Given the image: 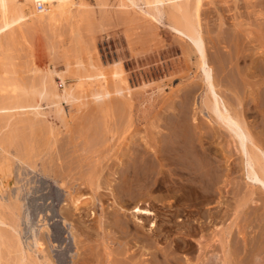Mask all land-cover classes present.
I'll return each instance as SVG.
<instances>
[{"label":"rangeland","instance_id":"374dc122","mask_svg":"<svg viewBox=\"0 0 264 264\" xmlns=\"http://www.w3.org/2000/svg\"><path fill=\"white\" fill-rule=\"evenodd\" d=\"M240 1V7L238 9L235 8L234 2L232 3V1L231 3L225 4L220 2V8L216 9L215 7V10L210 5L204 7L205 12L210 14L209 18L205 15V25L215 21L219 23L221 16L222 21H226L223 28L227 27V29L224 30L226 33L223 34V36L225 35L223 37L224 43H221L219 49H213L211 50L212 52H209V59L212 61V63L210 61L211 66L213 69L215 68V78L217 76L216 80H219V91L221 93L225 91L222 95H225L224 97L230 101L233 107L235 106L234 108H236L237 111L243 113L251 125L250 130L253 136L255 135V137H258L259 134V137L262 139L260 144H262L261 146L264 148V135L262 136L260 135L262 133H256L264 128V3L261 4L262 6L259 4L254 8L252 6H247L245 0ZM206 2L208 1L206 0ZM113 6L106 10L96 8L94 12L95 15L94 13L91 15V18L93 17L94 20H91V18H89L90 20L88 19V23L90 21L89 25L84 21L73 26L72 23L61 20L63 22L61 23V21H59V25L56 24L53 26L47 23L43 24L44 27H41L42 25L38 26L40 29L36 27L37 30L35 31L30 29L32 33L28 32L27 29V37L26 35L23 37L17 34V38L15 37L10 43L8 51H6L8 55L3 54L0 60V219L2 217L4 220L7 219V223H10L9 227L8 225L5 227V225L0 224V229H2L5 234V236L2 235V238L0 237L2 241L0 242V248H2V250L0 249V264H21V254H19V259L16 258L19 251L16 252V250H14L21 246V248L25 247L23 250L24 254L26 253L24 264H108L109 261L113 259V254H116L115 252L113 253V250L116 252L121 250L123 252V250L128 247L127 250H132L135 247L132 235L128 233L126 235L124 229V231L119 228L115 229L111 225L109 227V225L106 224L109 222L108 220L110 218L108 217L110 214L112 215L115 211L114 207L118 206L116 205L117 203L114 202L115 199L113 196L109 197V195H104V193L108 191L105 190L106 178L108 180L110 178L112 184L120 181V175L117 176L116 174L115 177L114 175H110L111 170L106 169V163H108L106 160H108L110 154H114L115 152L119 153L125 149L127 146L126 142L128 143L131 137L149 138L153 135L165 134V132L167 134L176 126V124L173 126V121L177 119L174 118V116L170 117V115L171 113H173L172 115H176L179 113V110L181 112V109H178L181 108L179 106H182L184 110L190 107L189 112H191L190 115L192 114L190 117L188 116V119H191L189 121L190 124L192 122L195 124L199 121L200 123L209 122L210 115L208 110L204 107L203 102L205 98V89L203 85L205 84L198 67L197 56L195 54L190 55L186 50H183L185 49L184 42L171 33L170 28L165 24L167 22H163V18L159 19L162 20L158 21L160 22L159 26V23L147 16L139 7L126 8L128 10V12H126V9L119 10L117 9V5ZM142 6L145 7V4ZM18 9H16L15 15L19 17L21 22L25 20L22 23L26 21L30 23L33 22L31 19L33 20L34 14H32L33 16L30 15V11L32 10L30 7H24L21 8V10ZM43 9L47 10V7ZM163 17L165 21H167V18L165 16ZM82 23L84 26H81ZM234 24L237 25L231 27L234 26ZM223 28L221 30H223ZM232 28L236 29V32L241 30L238 32L240 35L239 38L238 33ZM30 33L31 35H29ZM241 36L243 41H241ZM243 36H245L244 38L247 40H245ZM235 37H237V39H235ZM227 38L229 39L227 40ZM233 38L235 39V43L240 44V46H242L241 42L244 43L245 40V43L247 42V47L245 45L246 50L254 46L251 48L252 50H247L248 53L250 52L249 54L253 52V55L251 54L252 58L248 57L249 59L239 62L237 66L231 62V56L233 55L232 51L234 50H232L230 46L234 48ZM238 39L241 40L238 42ZM228 41L232 44L229 43L228 45ZM259 63L263 66H260ZM223 65H227L226 67L228 70L226 69V74L220 69ZM244 67H247L246 70H244ZM242 69L243 71H241ZM61 73L65 80L61 79ZM222 73L224 74L223 76ZM52 76L54 78L53 80H55L53 81V85L55 84L54 86L52 85ZM227 79L230 82H228ZM50 81L51 83H49ZM45 83L49 84L46 87L48 91H52L54 87V90L57 88L59 93H63L68 85L72 87V91L77 99L71 103L63 102V112L59 113L56 104L53 103L55 101L54 97L40 98L39 91L41 88L42 91H44L46 86ZM38 85L42 87L40 88ZM106 94H109V96H106ZM191 95H193V97ZM183 96L187 97L184 99ZM190 97L192 98L190 99ZM189 99L193 103L189 102ZM184 100H186L188 104L191 103V105L184 107ZM36 104H40L43 109L41 108L42 111L40 110V115L36 116L35 125L30 128L29 122L33 119L32 114L36 112H32V106L35 108L37 106ZM170 106H173V108ZM175 107H178V110ZM22 110H26L27 112H22ZM43 111L46 113L44 112L45 114H42ZM168 113H170V115ZM177 115L175 117H178ZM168 116L171 120L168 119ZM39 120H41L42 123ZM169 121L172 123V128L169 126L171 125ZM256 126H258V128ZM164 127L167 128L165 129ZM223 130L225 131V129ZM225 132L228 131L226 130ZM225 132L215 138V144L217 142L216 146L221 151V157L224 153V157L221 158L219 156L218 159V163L222 165V171H226L224 168L225 166L229 169L233 168L229 177L225 176V178L229 179V185L227 187L224 184L222 185V187L225 188V192L222 194V202L224 204L222 203L220 208L218 207V209H222L221 212L224 213L222 215L227 216H223L221 220L219 219L220 221L218 220V222L215 223L216 227L212 225L211 229L214 230L218 228L219 232H223L232 227L234 239L238 237L243 241L246 235L249 239L254 234L256 228L253 224H258V219L261 214L256 215V217L253 213L257 214L258 211L256 213V210L259 209H261L259 213L264 211V200L262 199L263 194L260 190L256 187L253 188V186L251 188V185L243 178L244 176L241 177L244 175V170L242 169V164L239 163L242 162L241 156L239 157L240 153L237 152L236 143L229 132L227 134L231 139L225 136L227 135ZM73 135L76 137L75 143L77 146L75 144L73 146V143L68 144L69 142L67 139L69 140ZM84 135L86 137L88 136L87 138L91 141L92 139L97 141H90L94 145H87L86 141L85 143L82 141L83 138L87 140ZM107 136H111L113 142H106ZM11 138H13V140H10ZM50 139H58L59 141L57 144L52 145L48 143L51 141ZM100 139L101 142L99 143ZM84 144H86V146ZM17 145L20 146L18 147ZM52 152L55 157L66 156L64 159H66L67 162L69 159L73 158L71 159V165L73 167L76 166L73 172L76 178H79L78 181L75 180L73 183L75 187H80L79 190L81 194L83 193L91 197L90 199L92 200L90 205H87V208L83 206L82 208L84 209L76 212L74 210V216H70L67 221L69 222L68 229L62 226L61 221L63 220V214H61L60 211L66 207L72 208L73 205L68 200H64V194H66L65 190H60L57 197L50 196L48 192L49 188H47V183L50 178L45 177L40 171L33 170L28 176L27 174H21L22 176L25 175V177L20 176V178L23 179L20 183H14L12 173L10 171L7 172L9 166L12 168L17 167L19 157L23 158V161L29 163H34L36 160L39 164H42V162L48 160ZM71 161L69 160V162ZM233 163L234 165L236 164V166H234ZM102 168L105 170L103 171ZM101 169L103 178L100 179L105 181H103L104 183L101 182L105 184L102 185V187L104 186L105 188L103 187L101 189V191H104V196L102 195L103 199L98 196V193L95 196V191L87 183L85 178L87 176L88 178L90 176L95 177L97 173H101ZM1 172L5 174H1ZM79 175H82L81 178ZM75 176L73 174L74 178ZM111 179H113V181ZM49 181L59 190L56 185L57 183L54 184L51 179ZM238 187H242V189L240 188V190H237ZM253 190H255L253 198H256V204L258 203L260 207L251 200L249 203L250 206L248 205L249 207L240 208V202L248 198ZM18 191H20V193ZM247 193H249V195ZM164 194L162 191L155 192L154 195L161 199H159L160 201L157 199L154 200L155 204L153 202V209H155L156 211H154L157 214L159 213L160 216L162 215L168 218L169 215L173 214L175 211L176 206L174 205L171 207V205L176 204V199H174V201L172 197L164 196L166 200L162 197ZM112 198L114 201H112ZM16 201L18 204H16ZM111 202H114L116 206ZM253 204L256 205V207L254 206L255 212L252 209ZM209 206L211 207L213 205H208V209ZM169 207L171 208L169 209ZM257 207H259V209H257ZM17 208H19V210ZM235 208H240V211L238 210V212ZM110 209H114L113 213H109L111 211ZM93 210L96 211L97 215H90V212ZM17 211H20V213ZM106 213H108V217H106ZM227 213H229V215ZM8 218L12 219L9 220ZM106 218L107 222L105 221ZM249 218H251V220ZM15 219L17 222L19 221L18 225L15 223ZM251 221L253 224H251ZM246 222L247 224L249 222L247 227ZM45 223L46 225H50L51 230L48 231L45 228ZM79 223H82V225ZM84 224L86 225L84 226ZM103 224L107 226L104 227ZM233 224L235 225L233 226ZM12 226H19L17 235L19 237L21 236V238L18 237V239L22 240V242L16 240V231L15 237ZM85 227L86 229H91L87 231ZM225 227L228 228L224 229ZM242 227L245 229L248 228L246 230L247 233H245ZM112 228L113 230H111ZM108 229H110L109 232ZM111 231H113V233L115 232L113 235L115 237L109 235L113 234ZM75 236L77 240L74 239ZM10 237L12 239L11 241H14V244L12 243L13 245L8 240ZM33 237L35 238L33 239ZM35 239H44L41 241L45 242L46 248L42 247L40 249ZM15 240L18 242H15ZM112 241H114V243ZM128 242L131 243V245ZM16 243L19 246L16 245ZM167 244L168 239L163 238L159 241L158 247L166 248ZM6 245H8V247L11 245L10 249ZM136 248H138V251L139 249H144V247ZM183 248L185 249L183 250ZM183 248L179 254L177 253L178 256L186 260L191 256L192 258L194 257V253L196 252L191 253L188 251L187 248L189 247ZM6 249L7 251L5 253ZM13 251H15V253ZM111 251L112 256H110ZM8 252L11 253L9 254ZM2 255L5 257L3 258ZM145 258H148V255H145ZM1 260L5 263L1 262ZM149 260L150 259H146V261Z\"/></svg>","mask_w":264,"mask_h":264},{"label":"bare ground","instance_id":"6f19581e","mask_svg":"<svg viewBox=\"0 0 264 264\" xmlns=\"http://www.w3.org/2000/svg\"><path fill=\"white\" fill-rule=\"evenodd\" d=\"M207 1L208 2H206V0H0V60L3 56V54L8 55V53L6 51H8V47H9L10 43L15 39L17 34L24 37L27 34V32H26L27 29H28V32L32 33V30H34V31L37 30L36 27H38V26L42 25L41 27H44L43 24H47V23L49 25H53V26L56 24L59 25L58 22L61 20H63L64 22L66 20L69 23H72L73 26L77 23H81L84 21L87 22V24L89 25L90 21L88 23V19L91 18V15H93L92 13L95 12L96 8H99L101 10H106L113 5H117V7H118L117 9H119V10H122V9L125 10L126 8H129V7H139L142 11H144V13L147 16H149L155 22L159 23L158 24L159 26H160V22H158V21H162L159 19L163 18V20H164L163 22H167L165 24L168 25V27L171 30V33H173L175 36H177V38H179L180 40H182L184 42V44H185L184 48L185 49H183V50L184 51L186 50V52H188L190 55L195 54L197 56V57L196 56L195 57L197 58L198 67L201 71L202 79H203L204 84H205V85H203V87L205 89V94H204L205 98H204L203 102H204V107L208 110L209 115H210L209 116L210 117L209 122L200 123V121H199L195 124H193V122L190 124L189 121L191 119L190 120L188 119V116L190 117L192 115V114L190 115L191 112H189L190 107H188V109L185 108V110H184V109H182V106H179L181 108H178V107L177 108L181 109V112L179 110V113H177L178 115L176 114L178 117H175L176 115H172L173 113H171V115H170V113H168L170 115V117L174 116V118H176L177 120L173 121L174 122L173 126H174V124H176V126L172 130H170L167 134H166V132H165V134L163 133L162 135H155L154 136L152 134L153 136H151L149 138L131 137L130 140H128V143L126 142L127 146L125 149H123L119 153L115 152L114 154H110L109 158L106 156L108 158V160H106L108 162V163H106V169L111 170L110 171L111 176L114 175V177H115L116 174H117V176L120 175V181L112 184L110 182V178H109V180L106 178V180H107L105 183L106 185L102 184L101 182L104 181V180L103 181L101 180L103 178L101 175L103 168L101 169V173H97L95 175V177H92V176H90L89 178H88V176L85 177L87 180V183L95 191V196L97 195V193H98V196L100 198L102 197V199H103V196L105 194L107 196L109 195V197L113 196L115 201L113 198H112V201L116 202L117 203L116 205H118L117 207H114L115 211H114V209H112V210L110 209L112 212L110 211L109 213H113V211H114V213L112 215L110 214V216L108 217V213H106L107 214L106 217L110 218L108 220L109 222L106 224L109 225V227L111 225L115 229H117V228L122 229V230L124 229L126 235H127V233L131 234L132 238L134 239L133 241H134L135 247L132 250H130V249L127 250L129 247L125 248L126 250L124 249L125 251L123 250V252L121 250L120 251L117 250L118 252L113 250V253L114 252L116 253V254H113L114 257L112 256V251H111L110 256H112L113 259L111 261H109L108 264H264V211L262 213L261 212L259 213V211H261V209H259L260 206L258 205V203L256 204V202H257L255 200L256 198L255 199L253 198V195H255L254 194L255 190L251 191L250 195H249V193H247L249 195L248 198H245L239 204L240 208L247 207L249 205L250 201L252 200L253 202H255L256 205L259 206V207H257V209H259V210H256V213H257V211H258V213L257 214L253 213L255 216L258 214H261L260 218L259 219L257 218L258 224L254 223V224H256V225H254L252 222L253 220L251 221L252 222L251 224H253V226H255V228H256L254 230V234L252 235V237H250L248 239L247 235H246L244 240L242 241L235 234L237 239H234L235 237L233 236V233H232L233 228L231 227V225H230L231 228L224 230V231L222 230L223 232H219L218 228H215L214 230L211 229V226L214 225V227H216L215 223L218 222L219 219L221 220L224 216V215H222L224 213L221 212L222 209L221 210L218 209V207L220 208V205L223 203L222 202V199H223L222 194H223V192H225V188H223L222 185L224 184L226 187L229 185V183H228L229 179L225 178V176L229 177V174L231 173V170L233 169V168L229 169L225 166L224 168L226 171L225 172L222 171L223 170L221 168L222 165H221V163L220 164L218 163L219 156L221 157V153H220L221 151L216 146L217 142L215 144V138L217 136L219 137V135L223 134L226 130L229 132L230 136L233 138V140L236 143L237 150H238L237 152L240 153L239 157L241 156L242 162H239V163L242 164V169L244 170V175H242L241 177L244 176L243 178H245L246 182L251 185V188L253 186V188L256 187L257 189L260 190V192L263 194L262 195L263 200H264V148L261 146L262 144H260L262 139L259 137V134H258V137H255V135L253 136L252 131L250 130L251 125L249 124V122L247 121V119L245 118L243 113H240L241 111H237V109L234 108L235 106L233 107V105L230 104V101H228L224 97L225 95L224 96L222 95V93H224L225 91L222 93L219 91V88H218V85H219L218 81L219 80H216L217 76L215 78V74H216L214 71L215 68L213 69V67L210 64L211 60L209 59V56H210L209 52L213 49L214 50L219 49L221 43H224L223 37L225 35L223 36V34L226 33V31H224V30H226L227 27L223 28V26H225L226 21L225 22L222 21L221 16H220V22L219 23H217V21H215L212 23L210 22L211 24L205 25L204 23L206 21L204 22V20L206 17L209 18L210 14H207V12H205L204 7L210 5L215 10V7H216V9L220 8L219 7L220 2L225 4V3H229V2L231 3V1H232V3L234 2L235 8L238 9L240 7L241 1L240 0H207ZM245 1L247 3V4L245 3L247 6H250V7L252 6L254 8H255V6H258L259 4L261 5L262 3H264V0H257V1L256 0L255 1L254 0H245ZM38 3H42L44 6L43 8L47 7V10H44V9L37 10V4ZM142 3L145 4V7L142 6L143 5ZM24 7H30L32 9L31 10L32 12L30 11V13H31L30 15L34 14V16L32 15L34 17L33 20L31 19V21H33L32 23H30L29 21L22 23L25 20L21 22L19 17L15 15L16 9L20 8L18 10H21V8H24ZM115 8H116V6H115ZM25 10H27V9H25ZM115 12H116V10H115ZM126 12H128V10ZM223 14H220V15H223ZM94 15H95V13H94ZM205 15H206V17H205ZM163 16H165L167 18V21H165ZM235 18H237V17H235ZM92 19H93V17L91 18V20ZM217 19H219V18H217ZM252 19H253V17H252ZM63 21H61V23ZM237 24H234V26H231L232 25L231 24L230 26L235 27V25H237ZM81 26H84L83 23ZM163 26H165V25H163ZM222 28H223V30H221ZM30 29H32V30H30ZM232 29H234V28H232ZM258 29H259V27H258ZM234 31L236 32L237 30L234 29ZM240 31H238V32H240ZM238 32H236V33H238ZM31 33L29 35H31ZM231 35H233V34H231ZM226 36H228V35H226ZM229 36H230V33H229ZM245 36H243V38ZM26 37H27V35H26ZM232 37H234V36H232ZM239 37H240V35L238 33V38ZM228 39L229 38H227V40ZM235 39H237V37H235ZM235 39L233 38L234 48H233V46H230V47H232V50H234V51H232L233 55L231 56V58H232L231 62H233L234 65L236 64V66H237L239 64V62H241L245 59L247 60V59H249L248 57H251L253 55V52L251 53L252 54L251 55V54H249L250 52L248 53L247 50H252L251 48H253L254 46L250 47V49L246 50L245 48L247 47V44H246L247 42L245 43V40H247V39L244 38L245 39L244 43L241 42V45L243 47L240 46V44L235 43ZM241 39H242V36H241ZM241 39H238V42ZM241 41H243V39ZM227 43L229 45V43H231V42L228 41ZM245 45H246V47H245ZM249 45H248V48H249ZM254 50H256V49H254ZM225 56H226V54H225ZM228 57H229V55H228ZM219 62H218V64H219ZM211 63H212V61H211ZM259 65L263 66L260 63H259ZM223 66H221L222 68L220 67V69H222V72L226 74L227 73L226 71L228 70L226 67L227 65L224 67ZM246 68L244 70H246ZM241 71H243V69ZM245 72H247V71H245ZM223 73H222V76L224 75ZM245 74H247V73H245ZM227 76H228V74H227ZM60 77H61V79L65 80L62 73H61ZM224 77L228 78L226 76H224ZM51 78H52V85H53V81H55V80H53L54 79L53 76ZM198 79H200V78H198ZM228 82H230V81L228 80ZM49 83H51V81ZM45 85H46L45 86V89H46V87L49 84L45 83ZM236 85H238V84H236ZM38 87H40V86L38 85ZM194 87H195V85H194ZM45 89H44V91L47 90V89L46 90ZM56 89L54 90V87H53L52 91L47 90L48 92L47 91L44 92V91H42V88H41V90L39 91V95H40V98L42 97L43 99H44V97H51V98L54 97L55 101L52 99L54 101L53 103L56 104V106H57L56 108H58V112L61 113V112H63V110H62V103L63 102L71 103L72 101H74L77 98H75L76 95L73 93L72 87H70L68 85L66 86V89L63 91V93H59L58 89H57V91H56ZM190 91H191V89H190ZM107 95L109 96V94H106V96ZM191 96L193 97V95H191ZM186 97H184V99ZM192 97H190V99ZM190 99H189V102H191ZM235 101H236V98H235ZM30 102H31V99H30ZM184 102H185V104L182 103V104H184V107H187V105L190 106L191 103H193V102H191L190 104H188L186 102V100H184ZM166 106H168V105H166ZM173 106L172 107L170 106V107L173 108ZM32 108H33L32 112H34V111H36V112H34L35 116H34V114H32L33 119H31L29 122L30 128H31V126L35 125L36 116L40 115L39 114V113H41L40 110L42 111V109H43L42 106H40V104H38L35 108L32 106ZM23 111H26V110H22V112ZM44 112L45 111H43L42 114ZM64 113H65V111H64ZM170 117L168 119H170ZM174 118H173V120H174ZM39 121L41 122V120H39ZM169 123L171 124V125H169L171 127L172 123L170 121H169ZM160 125H161V123H160ZM256 127L258 128V126H256ZM252 128H253V125H252ZM223 129H225V131ZM263 130H264V128H263ZM263 130H261L262 132L261 131L258 132L256 130L257 131L256 133H262L260 135L263 136L264 135ZM160 131H161V129H160ZM253 131H255V130H253ZM228 132H225V134H227ZM253 133L256 134L255 132H253ZM225 136L229 137L228 134ZM87 137H86V139L89 140ZM75 138L76 137H74V135H73L69 140L67 139V141L69 142L68 144L73 143V146H74V144L76 145V143H75L76 139ZM62 139H61V141H62ZM84 139L85 138H83L82 141L84 143L86 141L87 145H91V144H93L91 142L97 141V140H93V139H92V141L91 140L87 141ZM112 139L113 138L111 136H107L106 142H110V141H112ZM10 140H13V138H11ZM263 140H264V138H263ZM28 141H31V140H28ZM58 141H59L58 139H54L48 143L55 145L58 143ZM88 142H90V143H88ZM100 142H101V139L99 140V143ZM19 143H21V142H19ZM119 144H121V143H119ZM126 144H124V145H126ZM84 145L86 146V144H84ZM17 146L19 147L20 145H17ZM108 147H110V146H108ZM61 150H62V148H61ZM75 152H77V151H75ZM223 154H222V157H224ZM58 156H59V154H58ZM64 158H66V156H60V157L56 156L55 157V155L53 156V152H52V154L48 158V160L42 162V164H39L38 161H36V160L34 163H29L27 161H23L22 160L23 158L19 157L17 167L12 168L11 166H9V169L7 170V172L10 171L12 173L14 183H20L23 180L20 178V176H22L21 174H27V176H28L31 173V171H33V170L40 171L45 177H49L54 182V184L57 183L56 185H57V188H59V190L56 189V186H54L53 183L49 181L50 179L49 180L47 179L48 180L47 188H49L48 192H49L50 196L57 197L60 190H65L66 194H64L65 195L64 200H68L73 205L72 208L66 207L64 209H61V211H60L61 214H63L62 215L63 220L61 221L62 226L65 228L67 227V229H68L69 228V226H68L69 222H67L68 218H70V216H72L76 211L84 209V208H82L83 206H85L87 208V205L89 206L90 202L92 200L90 199L91 197L84 195L83 193L81 194V191L79 190L80 187L79 188L75 187V185L73 183V182H75V180L78 181V179H79L78 177L76 178L75 173L73 172V171H75L74 167H76V166L73 167L71 165L72 164L71 159H73V158L69 159L71 162H69L68 159H67L68 160V162H67L66 159H64ZM230 160H232V159H230ZM10 161H9V163H10ZM16 161H17V159H16ZM226 161H224V162H226ZM239 161H240V159H239ZM241 164H239V165H241ZM233 165H234V163H233ZM234 166H236V164ZM80 168H82V167H80ZM104 170L105 169H103V171ZM241 172H243V171H241ZM2 173L3 172H1V174ZM3 174H5V173H3ZM73 174H74L76 179L73 177ZM105 174H107V173H105ZM2 176H4V175H2ZM23 176L25 177V175H23ZM81 176H80V178H81ZM9 179H11V178H9ZM82 179H83V177H82ZM111 180L113 181V179H111ZM45 182H44V184H45ZM0 184H1V181H0ZM102 185H105V187H106L105 190H108L104 193V195H103L104 191H101V189L104 187V186L102 187ZM240 188L242 189V187H238L237 190H240ZM156 191H162L163 194L165 193L162 197L169 196L170 198L172 197L173 200L176 199V202H175L176 204L171 205V207H173L174 205L176 206L175 211L173 212V214H170L168 218L166 216H162V215L160 216L159 213L157 214L155 212L156 210L153 209L154 200L155 199H157V200L161 199L158 196L154 195ZM249 191H246V192H249ZM18 192L20 193V191H18ZM245 195H243V196H245ZM107 196H105V197H107ZM109 197H107V198H109ZM18 202L16 204H18ZM114 202H111V203L113 204ZM154 204H155V202H154ZM170 204H171V202H170ZM114 205H115V203H114ZM208 205H213V206H211V207L209 206V209H208L207 208ZM256 205L253 204V206H252L253 211L255 210ZM19 207H20V205H19ZM171 207H169V209ZM240 208L239 209L235 208V209L237 211L238 210L240 211ZM17 209L19 210V208H17ZM74 210H75V212H74ZM228 211H229V209H228ZM237 211H236V213H237ZM18 213H20V211ZM227 214L229 215V213H227ZM90 215H92V216L97 215L96 211H94V210L91 211ZM225 216H227V215H225ZM1 219H3V218L1 217ZM1 219H0V224L5 225V227H6V225H8V227H9L10 223L6 222L7 219L6 220H4V219L1 220ZM11 219H9V220H11ZM249 219L251 220V218H249ZM249 219H248V221H249ZM13 220H12V222H13ZM17 220H18V218H17ZM73 220H74V218H73ZM15 221H16V219H15ZM105 221L107 222V218ZM18 222L16 221L15 223H17V225H18ZM79 224L82 225V223H79ZM235 224H236V222H235ZM235 224H233V226ZM248 224H249V222H248ZM248 224L246 222V227ZM85 225L86 224H84V226ZM107 225L103 224L104 227ZM244 226H245V224H244ZM18 227L19 226H16V227L12 226V229H14V233H13L14 236H15V231H16V236H17L16 240H19L18 239L19 236L17 235ZM45 228L48 231L51 230L50 225H46V223H45ZM113 228L111 230H113ZM226 228H228V227H225L224 229H226ZM242 228H240V229H242ZM71 229H73V228H71ZM85 229H86V227H85ZM85 229H83V230H85ZM90 229L91 228H87L86 230L89 231ZM220 229H222V228H220ZM243 229H244L245 233H247L246 230L248 228L247 229L243 228ZM109 230L110 229H108V232H109ZM1 232H3L2 229H0V233ZM108 232H107V234H108ZM111 232L113 233V231H111ZM114 233L112 235L111 234H109V235L113 236ZM239 233H240V231H239ZM0 235H1L0 236L1 238H2V235L5 236L4 232ZM19 235H20V233H19ZM78 236H79V234H78ZM113 237H115V236H113ZM19 238H21V236ZM34 238L35 237H33V239ZM37 238H38V235H37ZM163 238L168 239V244H167L166 248H161V247L159 248L158 243ZM74 239L77 240L76 236ZM5 240H7V239H5ZM8 240L11 242V244L12 243L14 244V241L13 242L11 241L12 240L11 237ZM16 240H15V242H18ZM35 240H36V244L38 245V247H40V249L42 247H45V242L41 241L44 239H41V240L35 239ZM66 240H67V238H66ZM19 241L22 242V240H19ZM48 241H49V239H48ZM0 242H2V241L0 240ZM69 242H70V240H69ZM73 242H74V240H73ZM112 242L114 243V241H112ZM217 242H219V243H217ZM129 244L131 245V243H129ZM16 245H18V244L16 243ZM6 246L8 247V245H6ZM10 246L8 247L9 249H10ZM14 247H12V248H14ZM21 247H18L17 249H14V250H16V252L19 251L18 256L16 258L19 259V257H20L19 254H21L20 261H21V264H24V260H26L25 259L26 253L24 254L23 250L25 247L24 248H21ZM136 247H141V248L144 247V249H141V250L139 249V251H138V248H136ZM183 247H189V248H187L188 251H190L191 253L196 252L197 254L194 253L195 255L193 258L191 256L187 260L183 259L177 255V253L179 254V252L182 251ZM0 249L2 250V248H0ZM7 249L5 250V253H6ZM184 249L185 248H183V250ZM13 252L15 253V251H13ZM25 252H26V250H25ZM5 253H4V255H5ZM0 255H1V251H0ZM145 255H148V258H145ZM28 256H29V254H28ZM28 256H27V258H28ZM2 257L4 258L5 256L2 255ZM146 259L147 260L150 259V260L146 261ZM2 260H1V262H4Z\"/></svg>","mask_w":264,"mask_h":264},{"label":"built area","instance_id":"2783aa9c","mask_svg":"<svg viewBox=\"0 0 264 264\" xmlns=\"http://www.w3.org/2000/svg\"><path fill=\"white\" fill-rule=\"evenodd\" d=\"M43 7H44V6H43V4H42V3H38V4H37V9H38V10H41V9H43Z\"/></svg>","mask_w":264,"mask_h":264}]
</instances>
